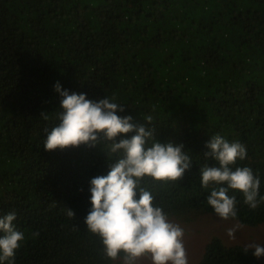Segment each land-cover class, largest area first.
Instances as JSON below:
<instances>
[{
  "label": "trees",
  "instance_id": "obj_1",
  "mask_svg": "<svg viewBox=\"0 0 264 264\" xmlns=\"http://www.w3.org/2000/svg\"><path fill=\"white\" fill-rule=\"evenodd\" d=\"M57 82L114 98L134 123L151 116L154 140L184 145L193 166L181 180L143 182L181 227L215 214L207 196L222 185L202 188L199 171L218 166L203 155L213 135L246 147L232 168L250 167L264 196V0H0V216L15 211L25 236L14 264L113 263L84 218L90 180L116 157L108 141L44 149L62 111ZM228 195L236 221L264 224V200L251 209ZM253 252L214 237L197 264H262Z\"/></svg>",
  "mask_w": 264,
  "mask_h": 264
},
{
  "label": "clouds",
  "instance_id": "obj_2",
  "mask_svg": "<svg viewBox=\"0 0 264 264\" xmlns=\"http://www.w3.org/2000/svg\"><path fill=\"white\" fill-rule=\"evenodd\" d=\"M54 90L61 97L59 108L62 111L57 114L59 123L45 130L44 149L95 147L108 141L109 151L116 157L109 163L107 175L90 180L91 209L84 218L87 231L100 238L103 254L112 261L122 260L123 264H137L143 257H148L151 264H188L184 229L171 222L163 208L154 204L155 197L143 184L146 177L165 184L181 180L185 171L193 166L184 145L154 140L156 129L149 127L152 117H145V123H134L131 115L119 116L117 111L125 109L122 104L113 102L114 98L89 99L85 93L62 89L59 82ZM41 115L48 118L45 112ZM128 133L134 135L122 137ZM118 137L122 138L117 140ZM206 148L209 151L203 155L216 161L218 166L205 165L199 169L201 187L222 185L213 188L207 196V204L216 216L222 220L237 217L236 198L228 195L229 190L241 192L244 203L251 209L257 208L264 200V196L259 195V176L247 166L232 168L237 159H246V147L239 141L229 142L220 135H213ZM64 211L67 217L74 219L73 210L65 206ZM16 218L15 211L0 216V232L3 233L0 264H14L16 250L25 239L24 233L13 223ZM235 231V228L228 229V236L234 239ZM38 235V231L33 233V236ZM249 249H254L252 254L257 258L264 256V246L260 244L245 245V252Z\"/></svg>",
  "mask_w": 264,
  "mask_h": 264
},
{
  "label": "rangeland",
  "instance_id": "obj_3",
  "mask_svg": "<svg viewBox=\"0 0 264 264\" xmlns=\"http://www.w3.org/2000/svg\"><path fill=\"white\" fill-rule=\"evenodd\" d=\"M173 223L179 224L180 220L169 217ZM184 246L187 251L188 264H197L204 253L207 243L213 238L218 237L225 245H242L250 243L264 246V224L247 226L240 224L235 219L222 220L216 214H200L193 220L184 224ZM235 228V238H230L227 234L228 229ZM254 251V249H252ZM264 264V256L257 258ZM112 264H123L122 260L113 261ZM137 264H151L148 257L141 258Z\"/></svg>",
  "mask_w": 264,
  "mask_h": 264
}]
</instances>
